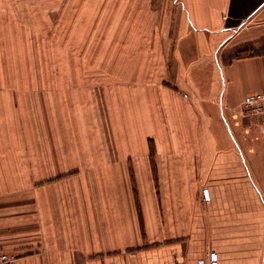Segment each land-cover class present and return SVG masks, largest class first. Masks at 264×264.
<instances>
[{"label": "crops", "instance_id": "crops-1", "mask_svg": "<svg viewBox=\"0 0 264 264\" xmlns=\"http://www.w3.org/2000/svg\"><path fill=\"white\" fill-rule=\"evenodd\" d=\"M151 7L125 0L97 37L84 0H0L17 264H264V115L242 107L264 90V0H163L156 33Z\"/></svg>", "mask_w": 264, "mask_h": 264}, {"label": "rangeland", "instance_id": "rangeland-1", "mask_svg": "<svg viewBox=\"0 0 264 264\" xmlns=\"http://www.w3.org/2000/svg\"><path fill=\"white\" fill-rule=\"evenodd\" d=\"M148 1V0H147ZM152 3L153 10H149V29L150 33H156L158 29V19H157V5L158 2L163 0H149ZM173 1V0H172ZM85 7H86V14H87V25L93 24L95 28L97 29V24H99V31H97V37L102 35L104 37L105 35H109L108 29L110 21H114L116 19V15L118 11H116L119 6L122 4V2H125V0H84ZM123 14L125 11H122ZM168 12V11H167ZM147 21V19L145 20ZM168 22V20H167ZM166 22V23H167ZM170 22V20H169ZM96 23V24H95ZM162 26L164 27V19H162ZM140 28V26H137ZM125 29V27L123 28ZM146 29V27H144ZM120 35V33H119ZM171 239V237H168ZM172 242V241H170Z\"/></svg>", "mask_w": 264, "mask_h": 264}, {"label": "built area", "instance_id": "built-area-1", "mask_svg": "<svg viewBox=\"0 0 264 264\" xmlns=\"http://www.w3.org/2000/svg\"><path fill=\"white\" fill-rule=\"evenodd\" d=\"M243 111L247 115H264V90L249 94L243 101ZM205 198L209 197L207 189L203 190ZM19 255L16 252L0 251V264H17ZM207 264L206 260L201 261ZM208 264H218V255L212 252L209 255Z\"/></svg>", "mask_w": 264, "mask_h": 264}, {"label": "bare ground", "instance_id": "bare-ground-1", "mask_svg": "<svg viewBox=\"0 0 264 264\" xmlns=\"http://www.w3.org/2000/svg\"><path fill=\"white\" fill-rule=\"evenodd\" d=\"M7 252H11V251H7Z\"/></svg>", "mask_w": 264, "mask_h": 264}]
</instances>
